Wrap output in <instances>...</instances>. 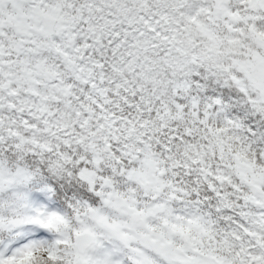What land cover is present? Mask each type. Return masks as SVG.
I'll return each instance as SVG.
<instances>
[{
    "label": "snow or ice",
    "instance_id": "1",
    "mask_svg": "<svg viewBox=\"0 0 264 264\" xmlns=\"http://www.w3.org/2000/svg\"><path fill=\"white\" fill-rule=\"evenodd\" d=\"M0 264H264V0H0Z\"/></svg>",
    "mask_w": 264,
    "mask_h": 264
}]
</instances>
